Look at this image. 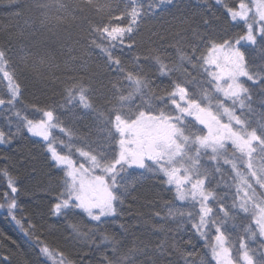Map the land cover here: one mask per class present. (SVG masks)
<instances>
[{"label":"snow or ice","instance_id":"snow-or-ice-1","mask_svg":"<svg viewBox=\"0 0 264 264\" xmlns=\"http://www.w3.org/2000/svg\"><path fill=\"white\" fill-rule=\"evenodd\" d=\"M214 4L223 19L208 0H9L23 23L0 42V145L40 138L49 203L25 215L28 178L4 155L0 210L36 264H83L76 248L99 264H264V0ZM29 80L55 85L52 102L25 104ZM149 180L163 215L131 210ZM61 222L63 248L48 242ZM0 264L33 262L16 246Z\"/></svg>","mask_w":264,"mask_h":264},{"label":"trees","instance_id":"trees-1","mask_svg":"<svg viewBox=\"0 0 264 264\" xmlns=\"http://www.w3.org/2000/svg\"><path fill=\"white\" fill-rule=\"evenodd\" d=\"M197 0H183L184 4H194ZM202 3V0H200ZM228 4H232L233 0H226ZM209 5H212L211 11L215 12L218 16L223 19L222 13L224 11L219 5L214 4V0H208ZM17 9L9 6V0H0V42L5 38L6 30L14 25L22 24L23 21L17 20L15 16V11ZM26 12V9H24ZM199 11L204 12L205 9L201 7ZM227 26V25H225ZM147 27H151L148 25ZM147 28L143 34L144 38H147ZM124 59H127V55L123 56ZM3 85L0 84V92H3ZM58 93L55 85H48L44 82L37 80H29L28 89L25 94V104L31 105L32 103L39 102V106L43 107L46 104L51 103L53 93ZM30 116H37L38 113L32 112L29 109ZM0 128H5V120L2 115H0ZM57 135L60 138H64L62 133ZM61 151H66L62 146H58ZM4 155H11L14 157L13 163L16 164V167L19 169L21 177H27V184L29 191L20 197L21 207L25 210L26 216H32L33 214L40 213L42 211H47L48 199L46 198V189L49 183V177L47 175L49 169L47 168L45 162L46 148L44 143L38 137H32L30 134L24 133L22 136L18 137L14 141V144L11 147L0 145V167L3 166ZM35 157V160L32 163L35 164V167L38 169L37 173L33 177L31 163L26 167H21V162L25 161L28 157ZM55 179H52V183H55ZM7 180L5 177L0 176V192L6 190ZM140 196V201L134 203L132 206L133 212H142L148 215L154 211H160L163 215L166 211L164 209V201L168 200L170 197L167 192L163 191L160 187L157 186V182L154 180L146 181L143 188L138 194ZM152 201L151 207L148 206V201ZM2 202V201H0ZM19 215V214H18ZM128 221L132 220V217H126ZM54 222V218H50L48 223L51 225ZM87 222V221H85ZM154 223H160L159 219H153ZM55 232L52 235L48 236V242L56 244L61 248L66 247L63 244L62 236L65 234V228L63 222L56 223ZM174 225H167V227H173ZM110 231H118V228L115 225L109 226ZM190 229V225H189ZM190 231L182 232L181 235L187 239L190 235ZM155 236H159L160 233H155ZM15 241V244L12 243ZM32 241L30 238L26 237L23 234V230L16 225L3 210H0V256L8 254V251H15L16 246H19L24 253L30 254V259L33 264H36V255L35 252L30 247ZM197 251H200L202 254L205 251L203 248V241L196 240ZM87 253V257H85ZM72 257L74 260H82L83 264H99L100 256L97 253L95 258H92V253L88 249L76 248L72 252Z\"/></svg>","mask_w":264,"mask_h":264}]
</instances>
